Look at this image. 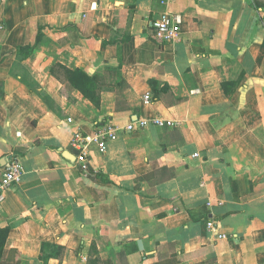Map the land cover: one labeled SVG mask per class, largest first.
Returning a JSON list of instances; mask_svg holds the SVG:
<instances>
[{
	"label": "crops",
	"instance_id": "crops-1",
	"mask_svg": "<svg viewBox=\"0 0 264 264\" xmlns=\"http://www.w3.org/2000/svg\"><path fill=\"white\" fill-rule=\"evenodd\" d=\"M166 13L181 37L160 43ZM0 56V177L23 165L0 202L3 261L264 264V0H0ZM58 65L99 77V105ZM155 117L174 126L91 144L81 171L76 130Z\"/></svg>",
	"mask_w": 264,
	"mask_h": 264
},
{
	"label": "built area",
	"instance_id": "built-area-1",
	"mask_svg": "<svg viewBox=\"0 0 264 264\" xmlns=\"http://www.w3.org/2000/svg\"><path fill=\"white\" fill-rule=\"evenodd\" d=\"M182 18L176 14H163L160 18L152 22L154 39L160 43L174 42L181 37ZM151 94L146 93L143 96L145 103L151 101ZM148 126L155 127H172L173 120L155 117L152 119L142 118L128 123L126 126H119L112 121H104L95 125L91 133H84L80 129L76 130L70 140V145L78 151V158L87 165L88 146L95 144L100 153H105L107 144L110 141L117 140L121 133L143 129ZM23 173V165L21 159L11 155L4 167L0 177V202L4 199V192L11 186L17 184L21 180ZM207 227L210 231L216 233V225L213 221L207 222ZM218 238H223L224 235L218 233Z\"/></svg>",
	"mask_w": 264,
	"mask_h": 264
},
{
	"label": "trees",
	"instance_id": "trees-1",
	"mask_svg": "<svg viewBox=\"0 0 264 264\" xmlns=\"http://www.w3.org/2000/svg\"><path fill=\"white\" fill-rule=\"evenodd\" d=\"M44 29L45 26H38L35 42L33 44L19 46L17 48L16 56L19 60H24L28 58L30 55H32L34 49L36 48L38 43L42 40V37L44 35ZM3 58H4L3 56H0V62H2ZM51 74L55 76L62 75L72 85V87L80 90L86 97H89L93 101L95 106L99 105V100H98L99 94L97 93L98 85L96 84L97 81L100 80L99 77L91 78L81 70H69L60 65L54 66L51 70ZM3 94H4L3 83L0 82V98L3 96ZM80 169L81 171L86 172L90 176H95L93 171L90 169L88 165L85 166L82 165L80 166ZM8 233H9V228L0 229V264H13L2 260L4 245ZM211 249H213V247ZM93 253H97L96 249L94 248H93ZM191 257L192 254H188L185 252L174 253L171 255L158 254V260L152 262L151 264H181L184 261L190 259ZM144 259H146V256H142L140 258V262H143ZM88 264H96V263H93L89 259Z\"/></svg>",
	"mask_w": 264,
	"mask_h": 264
},
{
	"label": "water",
	"instance_id": "water-1",
	"mask_svg": "<svg viewBox=\"0 0 264 264\" xmlns=\"http://www.w3.org/2000/svg\"><path fill=\"white\" fill-rule=\"evenodd\" d=\"M67 155V158L74 160L73 156H71V154H68L67 152L65 153Z\"/></svg>",
	"mask_w": 264,
	"mask_h": 264
}]
</instances>
